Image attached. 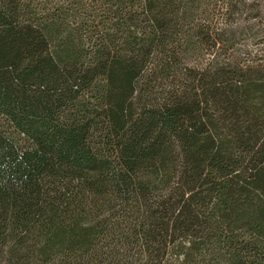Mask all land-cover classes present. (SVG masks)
<instances>
[{
  "label": "trees",
  "instance_id": "16d2710c",
  "mask_svg": "<svg viewBox=\"0 0 264 264\" xmlns=\"http://www.w3.org/2000/svg\"><path fill=\"white\" fill-rule=\"evenodd\" d=\"M0 264H264V0H0Z\"/></svg>",
  "mask_w": 264,
  "mask_h": 264
}]
</instances>
